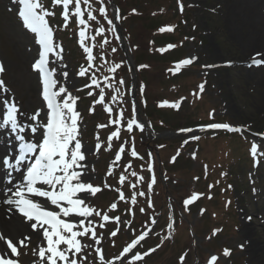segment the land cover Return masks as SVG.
<instances>
[{
	"label": "rangeland",
	"instance_id": "374dc122",
	"mask_svg": "<svg viewBox=\"0 0 264 264\" xmlns=\"http://www.w3.org/2000/svg\"><path fill=\"white\" fill-rule=\"evenodd\" d=\"M116 1L124 10L125 23L119 21L118 10L111 0H104V6L110 11L108 18L113 19L115 25L114 35L112 26L95 11L101 6L99 0H90L99 25L106 29L105 39L108 41L94 59L98 62L97 67L101 68L97 72L100 81L96 90L107 91V95L103 91L104 97L109 96L103 106L104 112L108 107L113 109L109 117L102 116V124L113 126L110 130L114 131L119 125L110 124L109 121L118 118L122 109L125 121L134 117L144 124V128H134L136 133L132 135L124 133L121 141L115 138L109 148L108 133L103 135L97 118L89 114L93 105L88 102L91 107L84 110L79 104L78 138L86 150L85 182L102 188L95 195L86 196L85 202L102 214L106 212L110 217L119 216L122 222L91 218L98 236L103 238L99 244H94L90 235L83 238L82 244L92 246L82 249L75 258L83 264H103L100 254L95 251L99 247L105 262L121 264L115 259L121 255V246L136 234L150 230L149 237L138 243L133 253L143 254L149 249L155 251L135 262L131 261L132 254H126L127 259L123 264H208L213 255L217 257L214 264H255L239 245L244 216L250 226L258 231L254 236L255 241L260 234H264V150L261 155L263 162L259 167L257 158L247 157L250 143L256 138L260 139L261 133H264V117L258 114L252 117V113H256L255 99L260 98L256 81L249 76L252 66H249L251 61L248 60L255 50L243 54L232 42L223 19L226 0ZM44 4L47 8L54 6L53 0H47ZM20 7L17 0H0V55L4 64L8 59L14 62H11L13 67H5L3 73L5 83L10 86L8 98L20 102L30 120L31 114L40 111L42 104L40 83L30 66L36 48L32 35L19 20L17 10ZM54 8L57 15L53 16L55 23L50 26L54 28L55 44L64 47V50H59L63 55L56 57L63 70L60 74L64 80L69 76L73 81V84L65 85L58 75L55 61L52 67L57 73V89L64 86L73 96H78L82 83L96 75V65L89 67V76L85 80L78 75L81 68L88 69L84 48L92 45L80 43L79 48L74 46L76 35H73L74 29L68 28L70 19L65 26L62 6L55 5ZM131 9H135L137 15L129 17L127 14ZM73 10L74 5L70 6V12ZM157 17L162 19L156 20ZM75 18L78 20V17ZM159 22L162 25H157ZM169 28L176 30L172 32L167 30ZM167 36H174L172 41L179 48L173 53L161 51L168 50ZM16 46L22 51L32 48L34 54L26 63L18 61ZM77 52L84 59L76 61L74 56ZM174 57L190 58L192 63L182 65L177 72L169 64V59ZM262 57L264 54L259 56ZM114 64L120 67L112 72L110 68ZM209 65L213 67H206ZM64 72L68 73L67 77L63 76ZM31 78L35 92L28 94L23 92L20 80ZM121 79L123 84L119 83ZM200 85H203V91ZM62 95L67 97V93ZM113 96L116 97L115 101L111 99ZM163 101L169 102L163 105L165 108L161 106ZM172 104H179V107H172ZM221 122L242 127L243 132L239 137L248 147L240 139L229 138L230 135L224 137L227 133L221 129L207 127ZM181 129L193 131L182 132ZM238 141L240 144H237ZM232 142L236 143L239 152L233 148ZM98 143L101 147L97 150ZM121 143L127 146L124 154L130 174L132 171L137 173L129 178L135 187L130 189L129 183L126 185L123 200H119L115 194V188L121 187L117 180L111 178L114 171L121 168L114 160ZM133 144L141 155V162L130 158ZM109 172L112 174L106 179ZM152 175L155 176V184L149 188ZM141 176L144 177L143 181L140 180ZM140 192L145 195H139ZM194 193L202 195L185 206L184 200ZM211 195L213 198H209ZM229 198L231 202L227 203ZM113 202L117 203V209L109 212ZM152 218H155V223L151 222ZM101 223L104 224L103 228L99 226ZM117 228L120 229L117 235L111 236V232ZM13 242L16 241L13 239ZM262 245L264 247V243ZM19 247V259L24 264L43 262L39 263L40 256L34 243ZM225 250H229V254L226 255ZM262 255L264 257V249Z\"/></svg>",
	"mask_w": 264,
	"mask_h": 264
},
{
	"label": "snow or ice",
	"instance_id": "6c2138e0",
	"mask_svg": "<svg viewBox=\"0 0 264 264\" xmlns=\"http://www.w3.org/2000/svg\"><path fill=\"white\" fill-rule=\"evenodd\" d=\"M17 2L21 6L19 8V16L22 18L24 25L38 36V42L42 46V52L39 54V59L35 62L34 68L38 73L42 74V96L46 101V108L49 111L44 114L46 122H39L40 111H34L30 116L29 124L24 125L19 119V115L22 112L15 99L6 97L2 101V105L6 107V113H0V129H6L19 144L18 155L6 153L5 157H0V165L6 170L5 178L7 185H11L10 187L6 185L4 189V191L10 194L6 202L9 205H15L20 213L31 222L30 227L32 229L36 230L39 224L41 240L46 241V249L41 247L39 256L44 258L45 251H47L48 264H57L58 261L62 262V264H83L82 261L78 262L75 257L82 252V249L91 247L92 245L82 244L81 240L90 235L93 243L99 244L103 238L102 236H98L91 218L99 217L104 222H108L110 219L115 220L117 223H121L122 221L119 216L110 217L106 212L102 214L101 211H98L90 203H86L85 198L77 195L78 193H85L87 197H91L102 189L98 186L94 187L93 183L85 182L81 179L85 168V165L81 162L86 157L82 151L83 145L81 139L78 138L80 135L78 124L80 113L76 110V103L79 97L73 96L64 86H60L58 90H54L57 87L58 80L54 78V73L49 68V54L55 52L59 56L60 51L63 50L61 45L54 44V28L50 26L49 22V18L54 16L55 13L45 7L43 0H17ZM99 2L101 6L95 11L103 19L107 20V24L112 26V32L115 35V25L113 19L108 18L104 0H99ZM53 3L62 6L61 14L65 26H67L70 16L79 18L78 23L82 26L79 30L80 43L84 44L88 22L96 21L97 19V16L93 14L94 10L89 0H53ZM82 3L87 5V19H85V11L81 7ZM73 5L74 10L70 12V6ZM182 10L183 5L181 4ZM164 30L161 29V31ZM167 30L172 29L169 28ZM105 31L106 29L103 26L98 28V33H104ZM92 39L94 40L95 37L93 36ZM104 43H108V41L105 39ZM103 46V44L100 45L101 48ZM167 47L172 48L175 46L168 45ZM57 49L60 51H57ZM164 50L161 49V51ZM84 51L87 53V61L91 62L95 59L92 47H85ZM112 51L115 52L116 49L113 48ZM261 55V53L254 54L249 66L264 65V58H257ZM191 63L192 59L190 58L179 61L176 63L175 71L178 72L182 65ZM119 67V64H114L110 68V71L115 72ZM141 67L145 66L141 65ZM206 67L213 66L209 65ZM3 70V65L0 64V72H3ZM87 71L88 69L81 68L78 75L83 77ZM67 75V72L63 73L64 77H67ZM119 83L123 84V79ZM91 85H98V81L94 75L91 79ZM91 85H85V87H90ZM3 86L4 81L0 80V88L4 92H7V88ZM200 90L203 91V85H200ZM116 91L119 92V88ZM65 93H67V98H62V94ZM89 95H92V93L89 92ZM104 99L103 91H101L99 93V100L95 101V103L102 104ZM112 100L115 101L116 97L113 96ZM168 103V101H163L161 106ZM171 106L179 107V104H172ZM90 111H94V108H90ZM106 111L111 114L113 109L108 107ZM133 113H135L134 100ZM124 116L125 113L121 109L118 118L110 119L109 123L113 125L126 124L127 132H132L134 128L143 130V123H139L134 117L125 121ZM98 127L105 128L108 125L100 124ZM207 127L211 129H227L232 132H241L243 130L242 127H234L227 123H212L207 125ZM26 130H30L33 134L39 131V139L30 142L26 138ZM180 131L192 132L193 130L181 129ZM261 134L264 135V133ZM113 137L121 139L120 127H117L110 133L108 137L109 148H111ZM193 139H199V137H193ZM100 147L101 145L98 143L96 146L97 150ZM124 153L125 147L120 146L115 160L120 161ZM257 153V145L253 144L251 146V154L253 157H256ZM131 155L133 157L138 156L134 144L131 147ZM29 159L32 162L26 163ZM149 167L151 168V165ZM131 175L135 177L137 173L133 171ZM143 179L144 177L141 176L140 180L143 181ZM124 181L125 177L121 175L119 183L123 184ZM153 184H155L154 175L151 177L149 188ZM132 187H135V185H132ZM139 195L143 196L145 193L140 192ZM200 195L202 194L194 193L189 199L184 200V205L191 204ZM39 198L47 199L40 200ZM119 198L121 200L125 198L123 193H120ZM53 206H55V210H49L53 209ZM151 206V202L149 201V207ZM110 209H117V203H111ZM140 211L143 212L144 209H140ZM86 220L88 221L87 224H85ZM151 222L155 223V218H152ZM99 226L103 228L104 224L101 223ZM168 227L171 228L172 225L169 224ZM119 230L117 228L115 231H112L111 236L115 237ZM149 232L150 230L138 235L123 248L121 255L115 259L121 261V264H123V261L127 259L126 254H132L131 261L135 262L142 260L144 256L155 251V249H149L148 252L143 254L138 252L133 253L138 243L143 241L149 235ZM3 239L0 236V240ZM19 243L23 245L24 241L21 240ZM61 245L64 247L61 248ZM8 249H10V252ZM95 251L100 254L99 258L103 264H112L111 261H104L101 248L97 247ZM225 254H229V250H225ZM14 255H18L17 248L12 244L11 240H7L5 251L3 255H0V264H16L14 259L5 258ZM183 259L184 257L182 256L181 261ZM216 260L217 257L213 255L208 264H214Z\"/></svg>",
	"mask_w": 264,
	"mask_h": 264
},
{
	"label": "bare ground",
	"instance_id": "6f19581e",
	"mask_svg": "<svg viewBox=\"0 0 264 264\" xmlns=\"http://www.w3.org/2000/svg\"><path fill=\"white\" fill-rule=\"evenodd\" d=\"M223 19L225 21V29L228 34L232 37L231 40L236 44L239 50L246 54L249 50H255L250 54V60L256 53L264 54V0H226L225 9L223 13ZM34 42V40H33ZM33 50H24L16 46V57L21 64L26 63V60L32 55ZM262 56V55H261ZM259 58V56L257 57ZM263 58V57H262ZM8 59L6 60L5 67L10 69L13 67L14 62ZM247 62V61H246ZM243 63H241L242 66ZM15 65V64H14ZM240 65V64H239ZM252 71H249V76H252V80L256 81L260 98L255 99V112L252 113V117L258 115L264 117V65L254 67L251 65ZM59 74L63 71L62 66L58 65ZM15 77V76H14ZM61 79H63L60 76ZM16 79V77H15ZM64 80V79H63ZM17 81V80H16ZM65 85L69 86L73 84L71 78L64 80ZM20 85L23 92L28 94H33L35 92V84L33 79H21ZM2 97V96H1ZM29 105V104H27ZM26 105V106H27ZM0 110L1 107H0ZM258 114V115H257ZM253 117V118H254ZM13 136L8 133L6 129H0V157H5L6 153H11L14 150L15 142ZM82 151L85 153L86 150L82 147ZM83 165L85 161L81 162ZM5 168L0 165V199L2 200L6 195H9L4 191L7 181L5 178ZM86 173L81 177L85 181ZM11 186V185H7ZM81 198H84L81 193L77 194ZM55 206H53V209ZM243 228L240 231V246L243 249L249 260L255 264H263L264 257L262 255L264 247V234L259 235L258 240H254V236L258 233L255 227H251L250 223L247 221L246 217H242ZM0 236L4 239L0 240V248L5 251L6 239H16L19 241H26V237L31 240H38L41 245V235L39 231V225L37 229L34 230L30 227L29 220L18 215L17 211L14 209L13 205H0ZM251 240V241H250ZM4 241V243H3ZM46 243V241H43Z\"/></svg>",
	"mask_w": 264,
	"mask_h": 264
},
{
	"label": "trees",
	"instance_id": "16d2710c",
	"mask_svg": "<svg viewBox=\"0 0 264 264\" xmlns=\"http://www.w3.org/2000/svg\"><path fill=\"white\" fill-rule=\"evenodd\" d=\"M116 3H117V1L116 0H114ZM165 1H167V0H165ZM172 1V0H171ZM175 0H173V2H174ZM117 5H118V7L120 8V10L122 11V13H123V15L125 16V13H124V10H123V8L117 3ZM155 19V18H154ZM158 19H162V17H157L156 18V20H158ZM158 22V21H157ZM157 25H162L160 22L159 23H157ZM168 39H169V41H172V40H174L175 38H174V36H168ZM176 57H174V59H175ZM172 59V58H171ZM170 60V59H169ZM168 63V62H167Z\"/></svg>",
	"mask_w": 264,
	"mask_h": 264
}]
</instances>
